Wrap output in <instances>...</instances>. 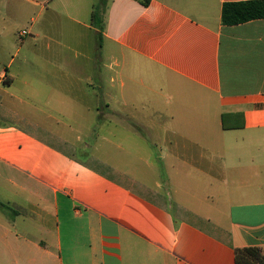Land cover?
<instances>
[{"label":"crops","instance_id":"1","mask_svg":"<svg viewBox=\"0 0 264 264\" xmlns=\"http://www.w3.org/2000/svg\"><path fill=\"white\" fill-rule=\"evenodd\" d=\"M21 1L50 15L19 34L30 35L18 48H26L23 63L46 66L50 56L66 63L57 55L64 45L55 30L66 28L58 18L93 31L115 69L103 75L87 56L59 91L94 89L96 117L112 105L113 140L125 131L158 143L161 167L187 165L221 182L225 208L205 205L214 194L200 208L173 203L158 182L106 164L88 153V142L79 149L0 103V264H235L236 248L264 252V19L221 23L224 4L250 0ZM10 65L0 85L18 82L26 96L33 79L46 84L52 76ZM135 105L172 107L149 113ZM105 123L99 115L89 132Z\"/></svg>","mask_w":264,"mask_h":264},{"label":"rangeland","instance_id":"2","mask_svg":"<svg viewBox=\"0 0 264 264\" xmlns=\"http://www.w3.org/2000/svg\"><path fill=\"white\" fill-rule=\"evenodd\" d=\"M34 1L39 2L41 0ZM92 3L96 4L98 1L92 0ZM94 10L96 13L95 22L99 21L97 25L99 26L103 14L102 8L95 5ZM49 17L48 13L40 15L39 9L29 2L0 0V72H3L5 66L9 63L11 64V71L35 74L42 73L44 70L52 72L51 77L45 78L44 83L46 84H41L36 78L33 79V89L31 93H27L28 96L23 94V87L18 82L10 87L0 85V103L3 105H17L16 110L20 114L54 130L73 142L79 149L83 147L84 142H88L90 147L88 153L95 156L96 159L129 175L131 174V176L141 178L149 185L153 186L158 182L159 186L164 188L163 193L167 194L173 203H182L190 208H200L202 204H205L203 203L205 198L209 194H214L215 198L213 200L215 202L205 205L215 207L222 213L225 208V199L221 190V185H223L221 182H210L207 176L187 165L179 164L174 170L169 169L167 166L161 167L158 143L144 142L135 133L117 131L115 140H113L111 124H107L110 123L112 118L110 113V106L112 105L105 109L103 115L100 112L96 117L95 105L99 106L100 104L96 102L94 89L81 84L76 88L74 87L70 93L59 91L57 86L67 80V74L79 75L81 67L85 66V57L87 56L96 60L95 62L101 67L103 75H111L115 69L113 60L109 59L106 45H103L102 49H98L99 39L93 31L71 24L67 17L58 18L57 23H62L66 28L55 30L57 39L64 45L63 52L61 51L57 55H62L66 63L59 60V57L53 60V56H50L51 59H48L50 63L46 66L43 60L35 62L31 60L33 63L27 65L23 63L26 57V48L24 47L19 53L18 48L22 41L30 39V35L26 34L20 39L19 34L22 31L27 32L32 20L41 23L42 21L46 22ZM78 18L80 21L86 22L87 14L85 17ZM38 46L41 51L40 54H44L42 45ZM39 56L43 58V55ZM67 60H70V65ZM86 64L88 69L89 66L95 63L91 61ZM52 69L58 73L56 79L53 78ZM141 106H146L149 113L165 111L168 110V106L172 107V105H135L139 108H142ZM105 107L107 106L105 105ZM99 115L100 117L103 116L107 126L103 130L101 129V132L91 134L89 132L91 125L94 123V126H96V119ZM78 136L81 141L77 142ZM117 140H120L123 144L120 150L113 144V142L117 143ZM139 157L142 158V161ZM81 159L85 160L86 157L81 155ZM98 160H95V162ZM144 160H148L150 166H146ZM0 218L3 220L1 200ZM1 224H3V221L0 222V230H3Z\"/></svg>","mask_w":264,"mask_h":264},{"label":"trees","instance_id":"3","mask_svg":"<svg viewBox=\"0 0 264 264\" xmlns=\"http://www.w3.org/2000/svg\"><path fill=\"white\" fill-rule=\"evenodd\" d=\"M93 18H96L94 11ZM264 19V0L226 3L221 11V23L227 26ZM235 264H264V252L258 247L234 249Z\"/></svg>","mask_w":264,"mask_h":264}]
</instances>
